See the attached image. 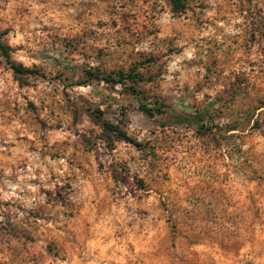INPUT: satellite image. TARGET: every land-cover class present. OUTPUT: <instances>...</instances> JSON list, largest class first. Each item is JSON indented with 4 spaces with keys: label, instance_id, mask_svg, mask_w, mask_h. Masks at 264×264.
<instances>
[{
    "label": "rangeland",
    "instance_id": "obj_1",
    "mask_svg": "<svg viewBox=\"0 0 264 264\" xmlns=\"http://www.w3.org/2000/svg\"><path fill=\"white\" fill-rule=\"evenodd\" d=\"M185 2V9L174 11L167 0L169 24L161 27L150 23L155 15L138 17L136 0L119 4L129 10L119 12L118 26L111 18L117 16L116 4L99 0L108 5L103 12L109 19L90 26L93 22L85 16L92 15L88 9L94 7V0H81L74 19L83 27L75 36L47 37L45 70L34 65L35 73L13 72L21 95L10 104L0 100V116L10 107L8 123L15 117L21 128L32 130L25 136L17 134L21 128L13 129L15 142L7 144L0 131L4 137L0 148L19 146L37 152L38 140L41 161L62 159L58 152L48 154L45 141L64 135L68 138L54 141L53 148H75L77 142L70 144L69 139L78 137L79 146L90 150L95 146L90 138L95 128L84 132L76 128L86 118L104 130L95 141L104 140L111 153L116 145L106 138L110 131L105 124L122 123L119 118L128 113L130 123L147 119L152 127L140 146L132 144L146 153L148 177L126 162L118 163L119 172L109 165L116 190H109L106 208L93 200L87 213L83 203L79 211L56 210L68 205L62 195L70 187L67 183L41 188L43 205L24 206L4 200L0 193V264H95L98 257L100 264H264V7L260 6L264 0H241L236 6L242 17L236 25L240 34L218 41L201 33L227 20L222 13L232 12L226 5L233 0L217 3L212 20L204 19L205 12L212 10L207 0ZM97 29L109 30L98 34ZM41 30L47 32L48 25ZM89 40L102 46H90ZM82 46L102 63L96 67L72 63L80 55L91 58L87 51L81 52ZM185 50L192 51V58L178 60L170 71L173 58ZM88 71L138 74L143 78L136 86L139 96L124 85L89 79ZM19 75L35 76L37 82L29 84ZM233 84L243 89L235 93ZM25 87L31 92L25 94ZM36 89L39 93L29 99ZM140 101L161 103L162 113L148 117ZM206 107L209 111L199 125L177 121L176 114H197ZM173 124L180 128L169 137L165 129ZM4 155L0 151V163ZM28 166L22 161L16 169ZM81 216L85 219L78 220ZM81 235L91 245L92 254L86 257L76 250Z\"/></svg>",
    "mask_w": 264,
    "mask_h": 264
},
{
    "label": "clouds",
    "instance_id": "obj_2",
    "mask_svg": "<svg viewBox=\"0 0 264 264\" xmlns=\"http://www.w3.org/2000/svg\"><path fill=\"white\" fill-rule=\"evenodd\" d=\"M111 2L115 3L117 8V16L111 18L117 19L119 26V12L129 9L119 8V4L124 3L125 0H111ZM207 2L211 5L212 10L205 12L204 19L212 20L216 15V4L222 2V0H207ZM240 2L241 0H233L231 5H226V7L232 8L231 13H222L227 16V20L219 22L215 27L209 28L201 34L210 39L214 38L217 41L221 37L232 38L240 34L241 27H236L242 21L241 15L236 12V6ZM260 6L264 7V3ZM106 7H108L107 4H100L99 0H94V7L88 9V12H91L92 15L86 14L85 16L87 21L93 22L90 26H94L96 20L109 19L108 15L103 12ZM153 7H155V12H153ZM168 8L167 0H147V3H144V0H136L135 5V10L141 20H143L144 16L155 15L156 20L150 23L161 27L169 24L170 12ZM160 9H164V11L161 12ZM80 11L81 0H0V33H3L5 29H10L8 35H0V46H4L9 50L7 57L0 53V100L7 101L10 104L13 99L21 95V91L17 89L16 83H13L11 65H19L23 62L26 68L32 69L35 65L37 69L45 70L44 48L47 45V37L49 35H77L83 24H78L74 18ZM189 17L191 18L190 13ZM173 23L175 22L173 21ZM43 25H48L47 32L41 30ZM108 30L97 29V33L99 34L100 31ZM42 41L43 43H41ZM88 45L99 47L102 46V42L99 45H93V41L89 40ZM85 51L88 52V55L91 57L90 59L86 60L83 55H80L72 63L77 66L90 64L94 67L102 63L94 52L82 46L81 52ZM49 54L55 55L54 53ZM192 55V51L185 50L180 57H174L169 70L171 71L172 68L176 67L178 60L192 58ZM63 64L64 61L61 58V65ZM46 71L51 73L54 69L47 68ZM110 74L112 73L102 71L101 78L104 75ZM18 79L26 80L29 84L37 82L35 76L19 75ZM41 88H43V85H41ZM22 91L25 94L31 92L27 87ZM39 91L40 89H36V92L29 95V99L39 93ZM96 92H100L101 95L103 94L102 89L99 87L96 88ZM85 96L87 97V94ZM20 104L23 105V101H20ZM11 115V108L5 107L2 116H0V131L6 134L5 144L8 141L15 142L16 137L12 130L21 128L20 125L15 123V117H13L10 124L8 123ZM127 115L128 113H125L124 116L119 118L123 122L117 123L118 132L116 134L109 132L106 135V138L116 145L115 150L111 153H109L104 140L95 141V136L104 130L98 126L91 125L86 118H83V123H79L76 128L80 132H84L86 128H95L92 137H90L94 141L95 146L90 150H85L79 146L78 137H71L69 139L70 144L77 142L75 148L68 146L61 147L59 145L53 148L52 144L54 141L68 138L64 135H60L59 137L52 136L45 141L48 145V154L58 152L62 159L41 161L39 155L41 144L38 140L36 143L37 152L29 153L19 146L17 148H0V151L5 154L3 162L0 163V169H3V175L0 176V193H3L2 198L4 200L13 199L14 202L21 203L24 206L43 205L45 204V197L40 193L41 188L51 189L55 185L67 183L70 184V187L65 189L62 195L65 201L68 202V205L63 208L58 205L56 210L66 212L72 210L74 207L76 211H79V206L83 203L85 212L87 213L92 208L91 201L93 200H96L97 206H105L106 208L110 205L111 200L108 195L109 190H116L109 177V173L112 170L108 167L109 165L116 166L115 170L119 172L118 163L126 162L127 166L133 171H139L141 175H144L146 178L148 177L146 169L149 161L143 158L146 153L143 149L136 151L132 147V142H140L147 139L152 123L147 119L140 118L132 119L130 123ZM68 122H71L70 119ZM178 128H180V125L173 124L166 128L165 131L170 137L173 130ZM31 130L30 128H21V131L17 134L26 136ZM180 131L182 133L183 129L181 128ZM192 131H194V128L188 132L190 139ZM119 132H123L125 134L124 137H121ZM39 135L41 133L37 132L36 137ZM3 138L0 137V139ZM125 139L128 141L127 143L124 142ZM185 143H188V141H185ZM26 147L27 145L25 144L24 148ZM8 151L12 152V156H7ZM22 161L28 163V168L17 170L16 165ZM100 164L104 165L103 169H98V165ZM42 165L45 167L42 168ZM38 169L41 170L37 171ZM53 176L55 179H52ZM10 177L12 179H9ZM45 206L49 207L48 205ZM77 219L82 220L85 217L81 216L77 217ZM78 244L79 247L76 249L78 253L83 251L84 257L92 254L91 245L86 243L85 235H81L78 238ZM95 264H100V257L96 259Z\"/></svg>",
    "mask_w": 264,
    "mask_h": 264
},
{
    "label": "trees",
    "instance_id": "obj_3",
    "mask_svg": "<svg viewBox=\"0 0 264 264\" xmlns=\"http://www.w3.org/2000/svg\"><path fill=\"white\" fill-rule=\"evenodd\" d=\"M170 4L172 5L174 11H182L186 8V2L185 0H168ZM8 48L4 46H0V52L4 54L6 57L8 56ZM12 70L15 74H30L35 73L33 69H29L24 67V65L19 64H13L11 65ZM88 77L89 79H97L99 81H103L106 84H112L117 85L121 84L124 85V87L131 92L134 96H139V90L136 88V86L143 81L142 76L132 73V72H123V71H116V72H109L112 73L110 75H104L101 78V72L94 73L91 71H88ZM129 83V84H128ZM242 86L240 84H233V91L235 93H238V91L242 90ZM140 109L146 114L148 117H154L155 113H162V104L159 102H143L140 101ZM209 109L206 107L202 112L197 114H190V113H183V114H176L177 121L180 123H188V124H194L199 125L203 120L204 116L208 113ZM117 124H105V128L108 129L113 134H116L118 132V129L116 127ZM119 135L121 137H124L123 132H119ZM125 141H127L125 139ZM128 142V141H127ZM132 144L140 146V142H132Z\"/></svg>",
    "mask_w": 264,
    "mask_h": 264
}]
</instances>
